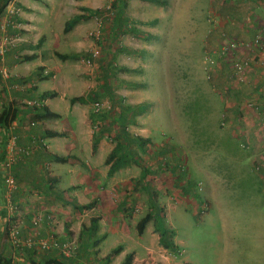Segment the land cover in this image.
Returning <instances> with one entry per match:
<instances>
[{
	"label": "rangeland",
	"instance_id": "374dc122",
	"mask_svg": "<svg viewBox=\"0 0 264 264\" xmlns=\"http://www.w3.org/2000/svg\"><path fill=\"white\" fill-rule=\"evenodd\" d=\"M28 1L0 0V16L4 18L0 21V59L5 47L15 40L6 32V26H10L7 20H13L15 28H19L21 21L27 29L20 28L18 32L24 37L20 58L41 55L42 63L35 64V73L37 80L42 81L39 86L47 88L42 92L63 93L66 92L63 87L67 88L65 80L66 84L76 82L72 83L76 87L74 93L84 96L83 104L93 118L92 128L108 132L104 142L110 149H106L105 158L118 141L113 133L116 129L119 133V114L124 113L121 123L127 137L120 141L127 143L124 156L128 167L123 169L121 177L132 179L130 191L139 195L137 201L143 205L142 209H132L135 220L144 215L142 210L149 203L155 206L153 211H158L161 201L165 202L156 189L155 179L149 184L144 181L145 177L141 178L142 169L150 168L152 175L155 171L162 174L168 171L170 162L176 161L180 172L195 184L187 185V191L202 202L196 203V212L177 205L170 219L163 216L155 217L154 221L153 215L148 223L149 233L139 235L135 225L128 228L127 235L120 233L122 237L107 233L99 244L101 251L106 253L121 241L127 246L147 242V253L137 250L141 260L131 261L132 264H179L185 260L192 264H259L264 261V222L258 220L262 217L264 221V217L257 208L259 195L252 196L253 204L248 208L245 193L248 182L229 180L238 174L256 173L259 166L249 158L252 146L241 139L238 129L244 123L238 111L242 101L234 99L230 111L227 109L228 97L233 95V90H241L238 85L242 83H233L228 61L220 60L218 67L205 64L206 53L214 48L210 47L208 35L213 23L208 4L211 0H166L164 5L125 0L124 7L115 0H61V3L55 0L54 4L46 0ZM11 9L15 11L14 18L10 17ZM45 9H50L47 20L42 19ZM95 10L98 15L92 13ZM26 13H33L38 19H26L23 16ZM77 14H84L85 18L64 32V22ZM116 23L121 25L117 31L113 30ZM6 37L8 41L3 42ZM95 49L99 50V56L92 58L90 54ZM61 54L75 57L61 59ZM255 61L254 58L253 65L257 64ZM26 64L34 67L32 61ZM0 66H3L1 60ZM43 68L47 70L44 77L41 76ZM49 100L50 106L57 103L61 107L58 109L61 119L50 120L54 127L71 126L76 130L75 116L66 111L65 103L59 98ZM95 103L102 105L97 112ZM230 125L238 130L230 132ZM135 137L145 140L143 147L134 142ZM152 160L158 162V167L155 163L148 165ZM67 179L62 176L60 187ZM68 200L65 197L61 202L62 210H67L65 201ZM87 215L82 219L89 221L93 217L91 213ZM54 223L63 225L61 220ZM156 226L168 230V241L175 248H163L159 244ZM69 233V237L76 236L79 245L77 229ZM54 236L61 237L59 233Z\"/></svg>",
	"mask_w": 264,
	"mask_h": 264
},
{
	"label": "crops",
	"instance_id": "0c3cea01",
	"mask_svg": "<svg viewBox=\"0 0 264 264\" xmlns=\"http://www.w3.org/2000/svg\"><path fill=\"white\" fill-rule=\"evenodd\" d=\"M46 1L53 4L55 2V0ZM27 2L29 3L28 0ZM59 2L61 3V0ZM208 4L213 21L210 25L212 29L208 31L211 42L210 47L214 46L212 50L218 47L221 36L225 39H236L245 42L251 40L263 20L264 0H211ZM26 6L29 7V5ZM49 14L50 9H45L42 19L47 20ZM23 16L26 19H38L33 13H26ZM18 24L19 28L6 26L7 34L13 35L12 37H15V40L7 48L5 47L4 56L0 59L3 64V66H0V71H2V74H0V105L2 106L0 111L3 107L10 105V108L15 111V117L11 121L14 126L11 128L18 136V144L21 147L28 145L31 148L30 154L20 158L12 167L16 182L12 200L18 204L16 217L20 237L24 241L29 237H50L59 233L61 237H58V239L62 240L68 238L70 236L69 230L73 231L74 228L77 229L78 235L81 225L87 226L89 223L88 220L82 218L91 213L93 217L98 218L97 231L91 234L90 238L86 237L87 233L84 234L85 236L81 239L73 258L62 256L58 258L64 264H83L85 261L89 264H99L104 262V256L108 253L102 252L99 247L107 233L120 235V233L124 234L126 232L127 235L128 228L131 225L134 226L138 221L135 220L134 208L142 209L143 205L137 201L139 195L130 191L132 179L121 177L123 169L128 167L127 164L120 166L114 173L108 175V166L104 163L106 149L107 151L110 149V146H106V142H104V136H107L108 132L102 128H92L93 118H90L89 109L83 104L84 102L70 103L69 97L82 95V93H74L76 87H73L72 83L75 84L76 82L66 84L67 80H65L67 88L64 86L63 89L67 93L56 92V96L52 98H41L42 91L47 90V88L39 86L42 81L37 80L36 76L38 74L35 73L36 66L42 63L41 55L39 53L36 54L37 56L34 54L35 57L31 60L34 65L33 68L26 64L31 61L22 62L19 55L24 51V37L18 35V32L20 28L27 29V26L25 24L22 26L21 21ZM242 56H254L257 64H252L249 68L246 82L238 85L241 90H233V95L228 97L227 109L230 111V105L234 104V99L237 102L242 101L238 111L241 113L240 118L242 119L240 120L244 123L238 129L241 139H245L244 141L252 146L249 158L257 161L259 166L256 173L238 174L229 180H246L248 182L246 186L248 189L245 191L248 195L246 199L247 204H249L248 208L253 204L254 198L252 196L258 194L260 207L257 208H259V212L263 213L264 217V113L261 112L260 108L264 102V51H259L256 48L251 52L243 51ZM42 71L41 76L44 77L47 70L43 68ZM53 87H50V89ZM246 94H249V97H243ZM66 95H68V98ZM55 98H59L61 102H64L66 111L75 116L74 128L76 130L71 129V126L68 128H55L50 121L53 118L35 121L34 127H28L29 122L33 120L31 118L36 113L35 109L39 108L30 107L25 102L40 99L43 102L42 106L58 114V119H61L62 116L58 111L61 107L57 103H53L51 106L48 103L49 99L55 100ZM246 100L253 102L255 106H258V109L243 104ZM232 113L234 112H231L233 116ZM51 123L52 128L49 127ZM8 126L4 128L0 125V153L3 142L10 131ZM238 129L231 125L229 127L232 133ZM49 131L58 132L61 135L47 137L46 132ZM115 132L118 133L117 129ZM115 132L113 134H116ZM93 138L98 139L94 149ZM155 145H158V143ZM171 152L170 150L169 153ZM55 155L67 156L69 160L66 163L55 162L52 160ZM154 163V166L158 167L156 160L150 161L148 165ZM149 169H145V171L142 169L141 178L145 177L144 181L149 182V184L155 179L156 189L160 192L161 200L162 198L165 199L164 203L160 200L162 207L159 206V217L165 216L166 219H170L169 216L177 209L179 204L189 211H195L198 208V206H195L196 203L202 204L199 198L192 196L191 192L187 191V185L195 184L193 181V184L188 181L186 176L180 172L181 169L176 161L170 162L168 171L162 174L157 171L158 174H161L159 176L155 173L156 171H153L154 174L152 175ZM63 175L68 178V181L62 185L63 187H60ZM74 179L78 182H75ZM65 197L71 201H65L68 207L67 210H62L60 205ZM91 201H95V205L91 209L77 212L72 207V204L83 205ZM3 205V182L0 174V264H4L3 259L9 260V264H33L32 262L45 264L48 260L57 258L55 251H40L35 247L29 248L25 244H22L20 248H13L7 237L6 213ZM261 205L263 206L261 207ZM147 207L142 210L144 215L157 211V209L152 210L155 207L152 203H149ZM132 209L134 210L132 211ZM139 212L141 211L139 210ZM63 213H66L64 217H62ZM34 218L39 219L37 226L32 224ZM56 220H61L63 225H55L54 221ZM258 220L263 224L262 217ZM149 222L146 223L143 232H150ZM66 225H68L67 231L65 229ZM72 233L74 234V232ZM120 243H116L121 246L120 253L114 256L109 263L104 262L102 264H121L120 257L130 252L133 254L132 262H134L135 260H141V255L137 250L142 253L144 251L145 254L148 251L147 242L136 243L131 246L123 245L122 241ZM184 262L192 264L188 260ZM259 264H264V261Z\"/></svg>",
	"mask_w": 264,
	"mask_h": 264
},
{
	"label": "built area",
	"instance_id": "2783aa9c",
	"mask_svg": "<svg viewBox=\"0 0 264 264\" xmlns=\"http://www.w3.org/2000/svg\"><path fill=\"white\" fill-rule=\"evenodd\" d=\"M9 13L11 17L15 14V11L11 9L9 10ZM0 21H4V18L2 17L1 19V16ZM7 21L9 22L10 26H17L12 24L13 20L8 19ZM0 24L2 23L0 22ZM7 41L8 37L4 38L3 42ZM256 48L259 49V51H264V8L263 20L251 40L245 42L236 39H225L221 36L218 47L206 53L205 64L211 67H214V65L217 64L218 67L219 63L221 62L220 60L223 59L228 61L230 76L234 78L233 83L241 84L246 82L245 80H247V72L254 60V56H242V50L251 52L256 50ZM90 56H92V58L99 56V50H92ZM25 104L33 108H40L43 102L40 99H32L27 100ZM245 105L253 107L254 109H258V106H255L254 103L249 100L245 101ZM101 107L102 105L100 103L94 104V109L96 112L99 111ZM260 108L261 112L264 113V102ZM35 123V121H30L28 127H34ZM12 126H14L13 123H10L8 126L10 131L3 142V147L1 149L2 157L0 158V174L2 175L4 196L3 208L5 209L6 213L5 227L7 230L9 243L15 249L20 248L22 244H25L29 248L35 247L40 251L56 249L65 258H73L78 248L76 236H71L64 240L57 239L54 236L39 238L29 237L24 241H22L20 237V229L18 219L16 217L18 204L12 200V194L16 188L12 167L20 158L28 156L30 154L31 148L28 145L25 147L19 146L18 136L13 132V128H11ZM246 147L248 146L246 145ZM32 224L33 226H37L39 224V219L34 218L32 220Z\"/></svg>",
	"mask_w": 264,
	"mask_h": 264
},
{
	"label": "trees",
	"instance_id": "16d2710c",
	"mask_svg": "<svg viewBox=\"0 0 264 264\" xmlns=\"http://www.w3.org/2000/svg\"><path fill=\"white\" fill-rule=\"evenodd\" d=\"M115 1H117V3L120 4L121 6H123V7L125 6V0H115ZM147 1L152 2V3L161 4V5L166 4V0H147ZM111 6L115 7L114 4L113 5L111 4ZM82 10L87 12V10H85L84 8H82ZM89 13H91V12L88 11V14ZM92 13L94 15L95 14L98 15L96 10ZM83 15L84 14L73 15L68 20H66L64 22L63 31L64 32L69 31L80 19L85 18V16H83ZM112 16H111V18H112ZM104 17L109 18L106 16H104ZM115 20H116L115 22H117V17H115ZM120 27H121V25L119 23H116V25H114V27H113V30L117 31V29ZM130 29H133V28H130ZM59 56L61 57V59H66L69 56L75 57V55H73V54L72 55L61 54ZM34 57H35V55L31 54L28 56H24L21 59H23L24 61H31L32 59H34ZM40 96H41V98H45V97H51L52 98V97L56 96V93L55 92H43V93H41ZM69 101L71 104L75 103V102H84L85 98L82 95L81 96H73L70 98ZM136 108L138 109L139 106H137ZM132 109L134 110V108H132ZM35 110H36V113L33 115V118H31V119H33L32 121H39V120L44 119V118H58L59 117L58 114L49 111L45 106H41L39 109H35ZM14 117H15V111L10 108V105H7V107H3L2 110L0 111V125L2 127L6 128L11 123V121L13 120ZM119 117H120V119L118 121V125H120L119 133L115 134V136H114V137H116L115 140H118V141H116L115 145L113 146L111 151L108 153V155L104 159V163L106 165H109L108 170H107L108 175L112 174L114 171H116L120 165L127 163V160L125 159V156H124V150L126 147L125 145L127 143L122 144L120 141V138H124V136L127 135L126 128L121 123V121L124 120V118H125L124 113L120 112ZM46 133H47V135H46L47 137H57V136L61 135V133L54 132V131H49ZM97 142H98V139L93 138V149L95 148ZM134 142H136L137 144H140L142 146V143L145 142V140H141V138L135 137ZM0 157H2L1 153H0ZM52 160L55 162H58V163H66L69 160V157L55 155L52 157ZM133 162L137 164L136 160H133ZM94 205H95V201H91V202H88V203L83 204V205L72 204V207L75 211L80 212L82 210L91 209ZM158 214H159V211H155L154 213H146L143 217H141L137 221V223L135 224L136 232L139 235H141L144 231L146 223L149 222L150 220H152L153 215H154V221H155V217L161 218L158 216ZM67 227H68V225L65 226L66 231H67ZM97 229H98V218L97 217H91L89 219V224L87 226L82 225L80 227V232L78 235L79 241H81V239H83V236H85L84 235L85 233L88 234L86 237L90 238L91 234L95 233L97 231ZM155 230L158 233V242L163 248H170V249L175 248L174 244H172L173 242L171 243L168 241L169 240L168 235H167L168 230L166 228H164V227L162 228L161 226H159V227L156 226ZM62 240H64V239H62ZM46 251H55L57 253V254L55 253V256H57V258L50 259L45 264H64L59 259L60 256L64 257L63 255H61L59 253V251H57L56 249H48ZM120 251H121L120 245H116L114 248H111L108 251V253L104 256V262L109 263L113 259L114 256H116L120 253ZM132 257H133L132 252L125 254L121 264H131ZM3 261H4V264L10 263L9 260L3 259ZM32 263L38 264L35 262H32ZM40 264H44V263H40ZM182 264H188V263L184 262Z\"/></svg>",
	"mask_w": 264,
	"mask_h": 264
}]
</instances>
